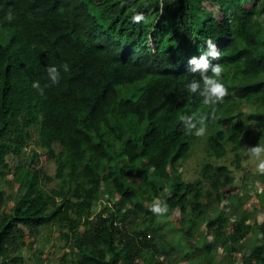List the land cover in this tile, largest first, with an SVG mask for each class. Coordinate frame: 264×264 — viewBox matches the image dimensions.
<instances>
[{
  "label": "trees",
  "instance_id": "16d2710c",
  "mask_svg": "<svg viewBox=\"0 0 264 264\" xmlns=\"http://www.w3.org/2000/svg\"><path fill=\"white\" fill-rule=\"evenodd\" d=\"M209 38L229 95L206 151H231L241 168L243 135L256 130L264 144V0H163L162 10L161 0H0V264H26L25 247L39 259L44 226L63 242L60 264H178L168 216L150 211L157 198L179 212L198 253L264 264V220L252 228L245 197L209 214L213 193L218 204L237 196L230 167L206 161L196 181L179 178L197 138L179 117L210 111L187 91L199 80L188 60ZM63 63L70 71L40 95L32 83L43 88L47 67ZM44 155L54 173L37 163Z\"/></svg>",
  "mask_w": 264,
  "mask_h": 264
},
{
  "label": "rangeland",
  "instance_id": "374dc122",
  "mask_svg": "<svg viewBox=\"0 0 264 264\" xmlns=\"http://www.w3.org/2000/svg\"><path fill=\"white\" fill-rule=\"evenodd\" d=\"M209 133L210 130L207 129L205 136L197 137L193 140L190 156L187 158V160L180 164L178 168L181 174V177L179 178H182L186 181H196L201 177L202 166L206 161H212L217 164H226L229 166L235 177L234 186L229 188V193H237V196H232L226 199L223 204H218L217 198H215V193H213V197L211 196L212 199L210 201L209 214L210 216L216 215L218 210L224 206V209H226V212L229 214L232 212V208L227 207L226 203L230 205L232 203V199L240 196L245 197V204L242 205L241 208L244 209V211L250 216V223L253 228L257 221L264 220V183L257 179L256 183L254 184L252 181L253 178L248 177L250 173L252 175L257 173V162L248 155L247 146H256L257 144H261V141L257 140L258 131L255 130L251 135H243L242 137L243 142L241 148V168H238L237 164L234 162V154L231 151H229L223 158L209 156L208 152L206 151ZM38 141V135L35 133L32 141H30V144L31 146H36L38 151H42ZM38 161L37 163L40 164L41 161V163L46 165L50 173H54L55 164L53 162H47L45 155L42 156L41 159H38ZM12 177L13 176L10 175L8 179H12ZM11 183L12 182H4L2 187L8 190L12 185ZM54 185L55 182H50L46 185H43L42 192L46 195L49 194ZM206 188H209V186L207 185ZM204 199L208 200V197L205 196L203 200ZM97 208L99 209L100 205H98ZM205 215H207L206 212L203 213V217H206ZM166 217L169 222L167 221L165 227L168 229V226H171L175 232L172 230H167L165 227L163 228V231L166 233V239H171L169 241L174 243L176 242L177 244V251H175L174 256L171 258H176V262L178 264H205L209 260L210 264H231V262H228L224 259L221 249L216 250L211 256L208 252L198 253L194 248L195 244L197 245L198 243H196L195 240L196 235L194 233L190 234L189 239L184 235V232L180 228L181 224H179V221H177L180 217L178 211L175 210L173 213L163 216L162 219H166ZM169 217L171 218L169 219ZM186 224L189 225L190 222L187 220ZM203 229L206 230L205 227ZM197 234L199 235V233ZM58 235L59 233L57 232L56 228L51 229L50 227L46 226L42 227L40 234L36 238V244L38 248L43 250V254L38 259V257L35 256V250L25 247L23 249V253L27 258L26 264H60V257L65 252V249L63 248V242L58 239ZM165 238H160V244H162V241H164ZM208 238H211V235H209ZM256 239L257 238L255 236L253 241L249 242L248 244H253ZM188 254H190L191 257H187Z\"/></svg>",
  "mask_w": 264,
  "mask_h": 264
},
{
  "label": "clouds",
  "instance_id": "9594fccd",
  "mask_svg": "<svg viewBox=\"0 0 264 264\" xmlns=\"http://www.w3.org/2000/svg\"><path fill=\"white\" fill-rule=\"evenodd\" d=\"M163 8V0H161V10ZM7 19L11 21L13 16L11 12L8 13ZM145 19L142 13H137L132 16L135 23H139ZM205 44L207 51L197 57H192L188 60L190 71L192 73H199V80L193 79L187 84V91L190 94L202 97V104L210 109L204 113H193L191 115H181L180 121L183 123L186 135H195L196 137H203L207 133L208 122L215 121L217 117V106L222 104L225 98L229 95L228 88L222 81V74L224 68L219 63H211L221 58V52L218 50L217 45L212 39H206ZM60 69L64 72L70 71L68 63H63L59 66H49L46 69L49 84L41 87L39 81H34L32 87L36 89L40 95H44V88L52 85H57L61 79ZM210 73V74H209ZM247 153L252 157L256 163L257 172L264 175V144H257L256 146H247ZM150 211L157 217L166 216L169 213V206L166 202L160 199H155L150 206ZM171 217H169L170 219Z\"/></svg>",
  "mask_w": 264,
  "mask_h": 264
}]
</instances>
